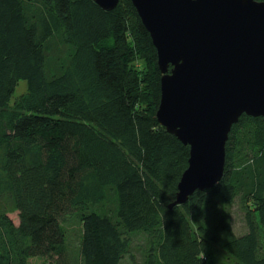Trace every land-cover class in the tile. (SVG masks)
Wrapping results in <instances>:
<instances>
[{
	"label": "trees",
	"instance_id": "trees-1",
	"mask_svg": "<svg viewBox=\"0 0 264 264\" xmlns=\"http://www.w3.org/2000/svg\"><path fill=\"white\" fill-rule=\"evenodd\" d=\"M161 77L131 0H0V264H264V119L171 207L190 147L158 121Z\"/></svg>",
	"mask_w": 264,
	"mask_h": 264
},
{
	"label": "water",
	"instance_id": "water-1",
	"mask_svg": "<svg viewBox=\"0 0 264 264\" xmlns=\"http://www.w3.org/2000/svg\"><path fill=\"white\" fill-rule=\"evenodd\" d=\"M95 1L106 11L120 2ZM131 1L158 53V121L190 147L174 207L222 180L243 115L264 119V1Z\"/></svg>",
	"mask_w": 264,
	"mask_h": 264
},
{
	"label": "rangeland",
	"instance_id": "rangeland-1",
	"mask_svg": "<svg viewBox=\"0 0 264 264\" xmlns=\"http://www.w3.org/2000/svg\"><path fill=\"white\" fill-rule=\"evenodd\" d=\"M140 62H142L145 65L143 60L140 61ZM26 90H27V82L26 81H21L19 86L16 89V92L14 94L13 100H15L21 94H24L26 92ZM10 217L13 219L15 224H17V225L19 224L18 213H12V214H10ZM233 223H234V226H235L237 234L241 235V234L246 232V226H245V223L243 221V215L241 214V212L239 211L237 206L234 208ZM122 264H132V263L130 262L129 257H126V259L123 260ZM226 264H235V263L229 262V263H226Z\"/></svg>",
	"mask_w": 264,
	"mask_h": 264
}]
</instances>
